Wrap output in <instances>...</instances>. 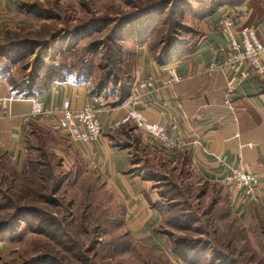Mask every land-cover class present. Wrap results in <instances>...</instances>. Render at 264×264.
I'll list each match as a JSON object with an SVG mask.
<instances>
[{"label": "rangeland", "instance_id": "rangeland-1", "mask_svg": "<svg viewBox=\"0 0 264 264\" xmlns=\"http://www.w3.org/2000/svg\"><path fill=\"white\" fill-rule=\"evenodd\" d=\"M198 1H37L31 25L7 33L0 48L25 56L19 66L27 77L38 67L78 76L94 95L106 88L105 99L115 102L130 83L139 42L150 40L148 51L162 59L185 23L198 28L189 13L182 19ZM12 40L25 42L5 49ZM123 140L132 142L135 166L151 179L142 192L162 211L167 249L135 238L123 197L85 169L57 134L35 126L23 168L0 153V222L12 219L17 206L28 210L1 227L0 264H264L263 212L240 219L222 187L202 181L187 162L151 150L139 132Z\"/></svg>", "mask_w": 264, "mask_h": 264}, {"label": "crops", "instance_id": "crops-1", "mask_svg": "<svg viewBox=\"0 0 264 264\" xmlns=\"http://www.w3.org/2000/svg\"><path fill=\"white\" fill-rule=\"evenodd\" d=\"M37 1L42 0H0V38L10 30L31 25L27 22ZM196 21L198 28L189 34L183 50L168 59H155L147 42L139 44L130 93L120 106L90 96L84 82L52 80L37 94L44 112L33 116L31 98L2 102L16 93L9 78L0 74L1 155L23 168L25 142L35 126L52 130L85 169L96 171L123 197L131 234L141 241H153L162 249L168 245L159 232L162 211L142 192L151 179L135 166L132 142L123 140L131 131L139 132L151 150L165 151L172 162H187L208 183L221 186L219 179L244 167L255 176L261 199L245 201L242 191L234 187L221 186L222 192L232 213L240 219L253 212L264 213V77L246 64L244 69L249 75L229 90L230 72L220 67L230 48L229 31L239 34L244 27H253L256 37L264 43V0H219L211 12ZM227 21L232 22L230 28ZM173 68L179 80L170 84L169 72ZM10 76L19 84L27 77L19 64L11 68ZM67 99L76 108L88 103L99 107L104 100L109 111L99 114L105 126L101 139L79 143L68 138L57 123ZM131 109L165 125L178 146L165 149L158 143H149L142 129L133 123L114 127Z\"/></svg>", "mask_w": 264, "mask_h": 264}, {"label": "built area", "instance_id": "built-area-1", "mask_svg": "<svg viewBox=\"0 0 264 264\" xmlns=\"http://www.w3.org/2000/svg\"><path fill=\"white\" fill-rule=\"evenodd\" d=\"M232 22L227 21L229 26ZM226 27V26H225ZM230 44L227 56L220 67L227 68L230 72L228 87L229 90L234 89L236 84L249 75L244 69L246 64H250L251 69L256 74L264 77V43L260 42L256 37L253 27H244L239 34L229 31ZM169 83H175L179 80L176 70L170 69ZM22 97L11 94L7 98H3V103H10ZM32 115L36 116L44 112V104L39 96L31 98ZM63 109L59 111L57 118L58 126L65 131L70 140L79 143L96 142L101 139L105 126L99 118V114L103 111H109V107L104 100L99 107L88 103L82 108L72 106L70 100H65ZM122 123H133L135 127L142 129L145 138L149 143H158L165 149H172L178 146V142L169 137L167 127L157 122L151 121L141 112L131 109L122 118L121 121L115 123L114 127H118ZM223 187H234L244 194L245 201L250 199H261V194L253 174L247 172L244 167L236 168L231 173L218 180Z\"/></svg>", "mask_w": 264, "mask_h": 264}, {"label": "trees", "instance_id": "trees-1", "mask_svg": "<svg viewBox=\"0 0 264 264\" xmlns=\"http://www.w3.org/2000/svg\"><path fill=\"white\" fill-rule=\"evenodd\" d=\"M216 1H219V0H199L198 1V3L200 4L199 7L195 8L193 5L190 6L188 8V10L185 11L184 15H182V19L185 18V16H187L188 13H189L188 15L191 18H193L194 21L197 20V19L202 18L203 15L211 12V10L213 9L214 4H215ZM195 18H197V19H195ZM184 23H185V20H184ZM184 23L180 24V26L183 25ZM193 31H194V27L193 26H188V24H186V23H185L184 30L176 31L174 33L173 37L170 40L171 43L166 44L167 46L164 47L165 48V50H164L165 53H164L162 59H168V58H170V57H172L174 55H177L181 50H183L184 45L187 44V42H188V38H190L189 34L193 33ZM10 32H13V34H15L16 32H19V31L10 30V31L6 32V35H3L0 38V42H1V40L3 38H5L7 36V33H10ZM10 39H12V38H10ZM23 42H25V41L24 40H12V41L6 43L5 49H8L10 47H15V46L19 47V43L24 44ZM143 42H147L148 46L151 45V43H150L151 41L150 40H147V41L143 40V41L139 42V44L143 43ZM163 44H165V43L164 42L160 43V46H162ZM190 46L191 45H188V48ZM3 49H4L3 47L0 48V74H2V75H4V76L9 78V83L11 85V88L16 93V95H18V96H20L22 98H33V97H35L52 80L64 81L66 79H73L75 81L84 82L89 88L90 96L97 97V98H103L109 105H115V106L119 105L120 106L121 104H123L127 100L128 96H129L130 88H131V78H129V80H130L129 84L126 85V83L123 82V83H125V88L126 89L124 90V92L121 95V97H119V100H117L115 102H112V101H109V100L105 99V98H107V96L104 95V93L107 90L106 88H104L103 91L100 94L94 95V93L90 90L89 85L85 82L84 78H80L78 76L77 77H73L72 76V77H62L61 78V77L54 76V75H48L47 72H44L41 67H38V71L34 73L35 75L30 76V77L29 76L26 77V81L24 83L19 84V83L15 82L12 79V77L10 76L11 75V68L15 64H19L20 65V63H22L23 59H25V56H23V55L21 56V55H18V54L17 55L14 54V56H12V55H9V52H7V51L3 52ZM149 51L151 53L153 52L152 49H150ZM43 59H46V57L43 58ZM133 66H134V64H133ZM120 82H121V80H120ZM30 134H29V136H30ZM29 136L27 137V140H28ZM27 140H26L25 144L27 143ZM14 211L15 212H13L14 215H12L13 216L12 219L11 218L10 219L6 218L2 222H0L1 223L0 224V229H3L5 227H7L9 222L13 221V219L14 220L18 219L19 215H21L22 213H24L25 211H28V210H27V207L17 206V207H15ZM10 217H11V215H10ZM1 227H3V228H1ZM159 232L162 233L165 236V234L162 231L159 230ZM208 262L209 263H207V264L214 263L213 261H208ZM188 264H200V262H198V263L197 262L188 263Z\"/></svg>", "mask_w": 264, "mask_h": 264}]
</instances>
